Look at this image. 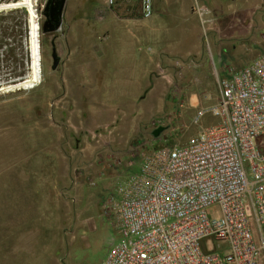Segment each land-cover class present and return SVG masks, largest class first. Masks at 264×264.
Segmentation results:
<instances>
[{"label": "rangeland", "instance_id": "374dc122", "mask_svg": "<svg viewBox=\"0 0 264 264\" xmlns=\"http://www.w3.org/2000/svg\"><path fill=\"white\" fill-rule=\"evenodd\" d=\"M45 2L0 0V190L8 182L23 192L34 187L39 211L28 234L20 232L32 264L44 249V264H62L67 240L82 224L83 239L70 248L73 261L99 264L111 242H119L103 206L115 181L136 171L130 164L138 148L184 145L199 128L192 118L217 101L218 80L264 54V0H196L195 7L206 9L202 21L188 15L184 24L170 11L143 19L132 2L107 8L106 0H66L54 33L42 32ZM149 22L165 42L153 48L157 62L147 87L130 88L119 75L136 72ZM51 42L60 58L55 70ZM32 48L38 82L17 89L32 72ZM100 67L104 73H97ZM122 90L134 101L123 113L124 124H133L123 140L113 112ZM96 108L109 110L104 125L91 113Z\"/></svg>", "mask_w": 264, "mask_h": 264}, {"label": "built area", "instance_id": "2783aa9c", "mask_svg": "<svg viewBox=\"0 0 264 264\" xmlns=\"http://www.w3.org/2000/svg\"><path fill=\"white\" fill-rule=\"evenodd\" d=\"M118 1L148 19L157 0L107 8ZM194 9L202 21L205 6ZM218 93L184 145L136 150V171L103 205L119 242L101 264H264V54L220 78Z\"/></svg>", "mask_w": 264, "mask_h": 264}, {"label": "crops", "instance_id": "0c3cea01", "mask_svg": "<svg viewBox=\"0 0 264 264\" xmlns=\"http://www.w3.org/2000/svg\"><path fill=\"white\" fill-rule=\"evenodd\" d=\"M153 11L155 14H165L170 11L179 18L182 24L185 23L188 15L191 20L197 19L198 17L194 9L193 0H157L153 4ZM148 25L149 28H144L145 31L144 33H142L140 38L141 43L139 46L142 47H139L138 49L140 50L141 48L142 53L138 56V61L135 64L136 68H133L136 72H131L130 70L129 73L126 72V75L125 72H122L119 75L120 78H123L124 75V78L128 79V87L130 88L131 86H134L136 89L147 87V76L152 69L151 67H153L156 61L157 55V52L153 48L157 47V44L161 46L165 42L163 35L155 31L154 33L152 31V29L154 28V26H152V22H149ZM215 50L217 52L216 56L219 57L221 55L220 53H222L221 47H215ZM104 68L106 67H100L97 73H104ZM108 69L110 70V68ZM111 69H113L111 70V72H113L117 69V67L114 66ZM107 72L108 71H106V73ZM64 94L65 98L68 99V95L66 94V92ZM120 95L121 99H119L117 111H113L117 114L115 117L114 131L123 140L124 136L129 135V129L132 128L133 125L132 123H129V125L124 124L123 121L125 120L123 117V113L127 111V108L130 107V105L133 104L134 101L130 99L132 93L128 90H122ZM139 97V94L135 95V102L140 99ZM77 99L78 97L76 96L73 100L76 101ZM97 99L99 100V97ZM97 102L99 104V101ZM108 111L109 110L96 108L92 109L91 113H97L99 120L102 121L101 123H103L102 125H104L108 119V117H106V112ZM134 124L137 125L136 123ZM116 182L117 181H115V184ZM15 183L16 184L8 182L9 186L5 188L3 193L0 190V264H32L35 260L33 251L31 250V254L29 253V245L25 242L24 238L20 239V232L25 231L26 234H28V226L33 223V219L37 214L36 211H39V208L36 204L34 187L28 186L24 189L23 192V190L20 188L19 183ZM83 226V224L81 226H78L79 229L77 230V233L71 235V238L67 240V252L63 257V259H65L63 260L62 264H68V260H71L70 264H76L73 261L75 257L71 254L70 248H73L76 245V243L79 241L78 239H83L82 236L80 237ZM43 247L41 248L44 249ZM29 254L31 255V257H29ZM104 258L105 254L98 261V263L101 264ZM44 259L45 249L44 251L41 250V257L38 259L39 264H44Z\"/></svg>", "mask_w": 264, "mask_h": 264}, {"label": "water", "instance_id": "95a60500", "mask_svg": "<svg viewBox=\"0 0 264 264\" xmlns=\"http://www.w3.org/2000/svg\"><path fill=\"white\" fill-rule=\"evenodd\" d=\"M66 0H46L44 6V22L42 26V32L44 33H54L57 32L62 24V17L64 13ZM49 11V13H48ZM48 27V28H46ZM51 59H52V70H55L58 67L60 58L56 54L54 47V42H51ZM163 131V128H158L153 132L154 137H158L159 134Z\"/></svg>", "mask_w": 264, "mask_h": 264}, {"label": "bare ground", "instance_id": "6f19581e", "mask_svg": "<svg viewBox=\"0 0 264 264\" xmlns=\"http://www.w3.org/2000/svg\"><path fill=\"white\" fill-rule=\"evenodd\" d=\"M10 5H12V4H10ZM7 7H11V6L8 5ZM31 14H32V16H34L33 9H31ZM39 33H40V25H39ZM35 34L36 33L32 32L33 41H34V38H35ZM32 50H33L32 51V55H33V59H34L33 65H32V72L30 73L29 76H27V78H25V79H23L21 81H18V83H16L14 85V87L17 88V89H22V88L30 86L33 83L38 82V75H37V69H36V50H35V48H32ZM6 88L7 87L2 88L1 90H4ZM8 88H11V87L8 86Z\"/></svg>", "mask_w": 264, "mask_h": 264}, {"label": "trees", "instance_id": "16d2710c", "mask_svg": "<svg viewBox=\"0 0 264 264\" xmlns=\"http://www.w3.org/2000/svg\"><path fill=\"white\" fill-rule=\"evenodd\" d=\"M3 30L2 29H0V32H2Z\"/></svg>", "mask_w": 264, "mask_h": 264}, {"label": "flooded vegetation", "instance_id": "af4514ba", "mask_svg": "<svg viewBox=\"0 0 264 264\" xmlns=\"http://www.w3.org/2000/svg\"><path fill=\"white\" fill-rule=\"evenodd\" d=\"M48 13H49V11H48ZM46 28H48V27H46Z\"/></svg>", "mask_w": 264, "mask_h": 264}]
</instances>
